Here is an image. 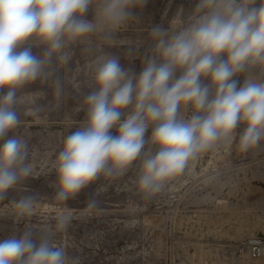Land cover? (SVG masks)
<instances>
[{
  "label": "clouds",
  "instance_id": "clouds-1",
  "mask_svg": "<svg viewBox=\"0 0 264 264\" xmlns=\"http://www.w3.org/2000/svg\"><path fill=\"white\" fill-rule=\"evenodd\" d=\"M146 0H0V139L14 130L20 120L15 106L23 98L17 90L37 79L55 75L50 69L55 56L67 64L68 45L98 36L111 44L114 33L130 20L134 8ZM199 0L189 23L177 31L157 25L151 29L156 41L155 58L136 75L124 69L119 58L101 55L95 60L94 91L84 99L87 121L63 141L54 169L57 173L55 200L64 204L83 188L103 176H123L137 159L140 167L136 187L145 197L161 193L183 174L189 161L229 140L244 125L239 150L247 152L264 140V80L249 75L242 86L233 79L250 68L264 71V0ZM95 6V18L85 14ZM31 40L46 46L43 56L31 47L17 48ZM177 70L181 75L175 76ZM207 79L209 83L202 81ZM57 100L63 92L59 77L53 80ZM131 114L121 121L124 109ZM191 108L185 118L182 110ZM39 107L26 114L38 115ZM118 126V134L111 129ZM150 125L151 137L145 139ZM149 144L147 151L145 145ZM153 148L156 149L153 152ZM28 142L21 137L0 145V200L18 181L33 174ZM34 196L15 202L18 217H29ZM96 199L85 212H100ZM74 218L65 208L56 217L55 229L45 228L39 244L28 230L17 238L0 241V264H80L63 246L52 242L55 232L66 230Z\"/></svg>",
  "mask_w": 264,
  "mask_h": 264
},
{
  "label": "rangeland",
  "instance_id": "rangeland-1",
  "mask_svg": "<svg viewBox=\"0 0 264 264\" xmlns=\"http://www.w3.org/2000/svg\"><path fill=\"white\" fill-rule=\"evenodd\" d=\"M260 3L261 0H255L251 6L258 7ZM198 4L199 0H146L133 9L136 18L114 33L113 43L92 36L90 51L86 50V43L70 44L66 48L71 53L67 64L60 65L53 56V77L37 79L17 90V97L23 98L15 106L20 124L0 139V145L13 137L27 140V162L31 163L33 174L18 181L0 200V241L19 239L31 230L32 239L39 244L43 230L55 229L56 217L67 208L74 218L65 231L55 232L51 240L63 246L69 256L79 257L80 264H257L241 245L247 236L264 233V140L241 152L239 137L243 124L229 140H222L189 161L183 174L150 198L136 187L138 158L119 178L100 176L64 204L54 199V163L64 139L87 121L84 99L96 90V58L112 54L124 69L139 75L146 61L155 58L156 41L150 35L151 29L157 25L169 32L183 28ZM84 18L94 20V5ZM24 47H31L33 54L41 57L46 48L29 40L17 50ZM181 74L177 70L175 76ZM249 75L264 80L260 66L233 79L239 87ZM56 77L63 85L58 100L53 86ZM202 82L209 83L207 79ZM6 91L0 90V95ZM35 107L40 108L38 115L26 114ZM132 110L131 105L124 109L121 121ZM181 114L185 118L191 116V108ZM118 126L110 130L112 135L118 134ZM153 127L150 125L145 133L146 140ZM149 147L152 146L146 144L144 151ZM25 196L36 199L33 214L18 217L14 204ZM92 199L99 202L101 211L89 215L85 210Z\"/></svg>",
  "mask_w": 264,
  "mask_h": 264
},
{
  "label": "built area",
  "instance_id": "built-area-1",
  "mask_svg": "<svg viewBox=\"0 0 264 264\" xmlns=\"http://www.w3.org/2000/svg\"><path fill=\"white\" fill-rule=\"evenodd\" d=\"M241 248L252 262L264 264V234L256 233L247 236Z\"/></svg>",
  "mask_w": 264,
  "mask_h": 264
},
{
  "label": "bare ground",
  "instance_id": "bare-ground-1",
  "mask_svg": "<svg viewBox=\"0 0 264 264\" xmlns=\"http://www.w3.org/2000/svg\"><path fill=\"white\" fill-rule=\"evenodd\" d=\"M22 50V49H21ZM18 51V50H17ZM43 51V50H42ZM39 53H40V51H39ZM110 53V52H109ZM88 54V53H87ZM112 55V54H111ZM93 66V65H92ZM95 67V66H94ZM94 74V73H93ZM23 96V95H22ZM25 96V95H24ZM27 97V96H26ZM21 98V97H20ZM29 100V99H28ZM27 100V101H28ZM49 149V148H48ZM35 151V150H34ZM49 159V158H48ZM41 162V161H40ZM46 163V162H45ZM40 165V164H39ZM42 166H44V165H42ZM41 168V167H40ZM46 168V167H45ZM264 234V233H263Z\"/></svg>",
  "mask_w": 264,
  "mask_h": 264
},
{
  "label": "water",
  "instance_id": "water-1",
  "mask_svg": "<svg viewBox=\"0 0 264 264\" xmlns=\"http://www.w3.org/2000/svg\"><path fill=\"white\" fill-rule=\"evenodd\" d=\"M262 234V233H261Z\"/></svg>",
  "mask_w": 264,
  "mask_h": 264
}]
</instances>
